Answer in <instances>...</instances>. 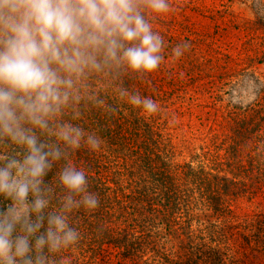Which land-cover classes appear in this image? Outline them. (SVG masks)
Returning <instances> with one entry per match:
<instances>
[{"label":"trees","instance_id":"1","mask_svg":"<svg viewBox=\"0 0 264 264\" xmlns=\"http://www.w3.org/2000/svg\"><path fill=\"white\" fill-rule=\"evenodd\" d=\"M163 19L154 27L166 61L132 82L159 112L145 117L125 105L110 120L88 117L106 143L74 162L88 170L100 206L78 214L83 238L67 253L70 264H254L264 256V83L256 81L253 102L224 103L225 79L215 75L230 76L232 59L199 53ZM184 41L190 50L172 62L171 48Z\"/></svg>","mask_w":264,"mask_h":264},{"label":"clouds","instance_id":"2","mask_svg":"<svg viewBox=\"0 0 264 264\" xmlns=\"http://www.w3.org/2000/svg\"><path fill=\"white\" fill-rule=\"evenodd\" d=\"M170 0H0V264H70L78 214L100 206L80 152L104 149L103 127L125 105L160 106L132 82L166 61L155 21ZM177 43L167 57L190 50Z\"/></svg>","mask_w":264,"mask_h":264},{"label":"rangeland","instance_id":"3","mask_svg":"<svg viewBox=\"0 0 264 264\" xmlns=\"http://www.w3.org/2000/svg\"><path fill=\"white\" fill-rule=\"evenodd\" d=\"M170 2L173 8L163 20L168 24L172 21L182 39L194 40L199 53L210 54L213 50L212 55L220 53L232 59L228 67L231 77L215 75L218 80L219 77L225 79L221 93L224 103L247 105L253 102L258 87L256 81L264 83V0ZM223 66L221 64L216 73L223 70ZM183 77L188 80L185 73ZM254 264H264V256Z\"/></svg>","mask_w":264,"mask_h":264}]
</instances>
